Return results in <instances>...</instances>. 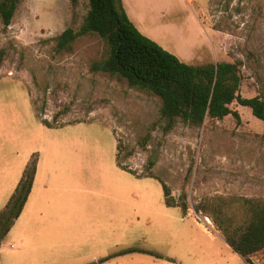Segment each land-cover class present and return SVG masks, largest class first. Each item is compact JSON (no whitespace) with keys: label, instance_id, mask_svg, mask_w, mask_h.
Wrapping results in <instances>:
<instances>
[{"label":"rangeland","instance_id":"1","mask_svg":"<svg viewBox=\"0 0 264 264\" xmlns=\"http://www.w3.org/2000/svg\"><path fill=\"white\" fill-rule=\"evenodd\" d=\"M122 4L142 33L187 63L242 60L241 95L264 97V0ZM89 10V0H21L8 29L0 20V214L36 164L0 264H264V250L249 263L196 211L207 197H264V121L236 102L240 121L168 127L157 97L91 71L104 48L99 36L54 52V38L78 30ZM149 173L188 202L187 216L167 206Z\"/></svg>","mask_w":264,"mask_h":264},{"label":"trees","instance_id":"2","mask_svg":"<svg viewBox=\"0 0 264 264\" xmlns=\"http://www.w3.org/2000/svg\"><path fill=\"white\" fill-rule=\"evenodd\" d=\"M20 2L21 0H0V20L5 29L12 25ZM89 2L90 10L82 26L78 30L67 28L54 38L53 50L57 55L73 53L77 41L83 36H99L104 48L92 61L91 71L116 75L126 80L130 87L157 97L160 100V115L168 127L183 122L200 128L208 120H222L229 115L240 121V113L232 108L236 102L250 107L253 114L264 121V97L246 98L240 93L243 81L242 60L187 63L142 33L128 16L122 0ZM3 56L4 50H1L0 62ZM41 122L50 128L63 126L55 125L47 119H42ZM262 139L264 141V134ZM154 164V161L150 162L151 166ZM118 165L136 174L119 160ZM35 175L36 164L31 162L0 214V245L14 219L21 215L32 192ZM145 176L159 179L163 184L167 206L182 207L187 215L190 208L187 201L177 202L171 188L155 174ZM196 211L210 217L227 244L249 263L252 255L264 250L263 196L207 197L196 206ZM5 213L11 216L9 222H2ZM136 250L144 251H127Z\"/></svg>","mask_w":264,"mask_h":264},{"label":"crops","instance_id":"3","mask_svg":"<svg viewBox=\"0 0 264 264\" xmlns=\"http://www.w3.org/2000/svg\"><path fill=\"white\" fill-rule=\"evenodd\" d=\"M128 14V13H127ZM134 23V22H133ZM34 183V182H33ZM33 188V187H32ZM31 194V193H30ZM29 198H30V195H29ZM29 198H28V201H29ZM28 201H27V203L25 204V207H24V209L26 208V206H27V204H28ZM24 209H23V211H22V213L24 212ZM21 213V214H22ZM184 216H187V215H184ZM204 229H206L205 227H204ZM208 231V230H207Z\"/></svg>","mask_w":264,"mask_h":264},{"label":"bare ground","instance_id":"4","mask_svg":"<svg viewBox=\"0 0 264 264\" xmlns=\"http://www.w3.org/2000/svg\"><path fill=\"white\" fill-rule=\"evenodd\" d=\"M208 222L212 223L211 219L207 217Z\"/></svg>","mask_w":264,"mask_h":264}]
</instances>
